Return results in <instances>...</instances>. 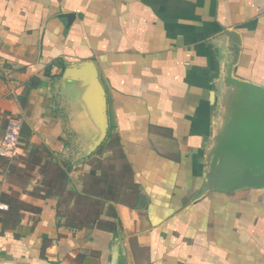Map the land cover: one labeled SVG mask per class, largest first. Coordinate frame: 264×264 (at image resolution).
<instances>
[{
    "label": "crops",
    "instance_id": "obj_1",
    "mask_svg": "<svg viewBox=\"0 0 264 264\" xmlns=\"http://www.w3.org/2000/svg\"><path fill=\"white\" fill-rule=\"evenodd\" d=\"M88 62L98 146L94 92L68 74ZM229 71L264 88V0H0V142L15 120L22 147L0 155V264H264V188L206 181L248 116ZM94 169L101 214L73 229Z\"/></svg>",
    "mask_w": 264,
    "mask_h": 264
},
{
    "label": "water",
    "instance_id": "obj_2",
    "mask_svg": "<svg viewBox=\"0 0 264 264\" xmlns=\"http://www.w3.org/2000/svg\"><path fill=\"white\" fill-rule=\"evenodd\" d=\"M238 47L234 46L237 53ZM228 75V83L240 93H250L247 106V117L237 118L234 132L227 138V144L221 143L214 150L210 165L211 172L207 175V185L222 192H232L241 188H264V116L257 118V110L252 96L264 98V88L242 82ZM74 75L73 80L86 83L93 90L90 101L97 110L96 123L100 133L94 146H98L106 136L107 117L104 89L97 78L92 63H84L68 70ZM231 134V133H230Z\"/></svg>",
    "mask_w": 264,
    "mask_h": 264
},
{
    "label": "trees",
    "instance_id": "obj_3",
    "mask_svg": "<svg viewBox=\"0 0 264 264\" xmlns=\"http://www.w3.org/2000/svg\"><path fill=\"white\" fill-rule=\"evenodd\" d=\"M54 65L60 66L61 72L64 70L65 66L63 64L60 65V61L57 60L46 68L45 74H49L50 69ZM108 170L109 169H106L104 167L102 170V175H100L101 179L104 180L105 182L108 181L109 174L106 173V172H109ZM122 173H124V176H126L128 173L130 174V169L127 165H123ZM89 177L91 179V182H89V193L88 194L83 195V194L78 193L76 195L75 194L70 195V199L74 202L75 206L76 205L81 206L80 211L76 210L75 213H71V216H74L75 220H78L76 222L77 226H73L72 227L73 229H80L81 226L83 225L93 226L96 223L99 215L101 214V201L103 198L99 195L100 198L97 199L98 196L96 193L97 192L96 185L100 177L98 178L95 177V169L91 171ZM110 189H111V186L107 185V187H105V190L101 191L104 194L103 197L111 196Z\"/></svg>",
    "mask_w": 264,
    "mask_h": 264
},
{
    "label": "built area",
    "instance_id": "obj_4",
    "mask_svg": "<svg viewBox=\"0 0 264 264\" xmlns=\"http://www.w3.org/2000/svg\"><path fill=\"white\" fill-rule=\"evenodd\" d=\"M19 131L18 122L9 120L0 142V155L13 158L21 153L22 147L19 142Z\"/></svg>",
    "mask_w": 264,
    "mask_h": 264
}]
</instances>
